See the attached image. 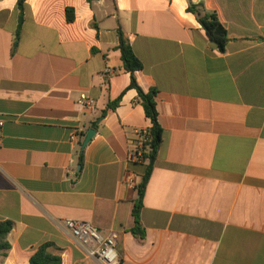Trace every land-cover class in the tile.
Segmentation results:
<instances>
[{"label": "crops", "instance_id": "crops-1", "mask_svg": "<svg viewBox=\"0 0 264 264\" xmlns=\"http://www.w3.org/2000/svg\"><path fill=\"white\" fill-rule=\"evenodd\" d=\"M189 2L216 13L224 52ZM19 16L0 0V222L13 223L0 264H30L45 243L62 264H102L64 220L117 232L121 264H264V0H26ZM118 28L162 128L143 237L132 211L151 123Z\"/></svg>", "mask_w": 264, "mask_h": 264}, {"label": "trees", "instance_id": "trees-1", "mask_svg": "<svg viewBox=\"0 0 264 264\" xmlns=\"http://www.w3.org/2000/svg\"><path fill=\"white\" fill-rule=\"evenodd\" d=\"M26 0H18V7L20 10L19 21L22 22L23 5ZM187 11L194 14L202 28L205 30L209 39L214 42L221 52L225 51L226 44L228 42L227 31L220 23L216 13L210 12L205 9L202 4H193L189 2ZM68 22L74 21L73 10L68 8L66 10ZM118 46L117 49L121 53V61L123 69L131 74L130 87L135 89L138 93V98L143 104L146 116L149 118L151 126L145 134V141L143 143V159L146 163V171L142 176L140 183L137 185V192L139 199L136 201L133 207V218L135 226L132 232L135 235L143 237L142 225L140 221V211L142 209V199L147 187V184L152 175L157 153L162 142V128L158 122V113L156 109V90L150 89L144 91L137 83L134 73L143 69L142 62L135 55L128 38L125 36L121 28H118ZM117 106V101L110 104L108 108L103 111V114H107L108 111L113 110ZM13 223L11 221L0 222V262L7 256L8 251L11 248L10 243L7 240L8 235L12 231ZM54 247L52 243H45L41 245L35 254L30 258V264H62V258L60 255L51 251Z\"/></svg>", "mask_w": 264, "mask_h": 264}, {"label": "built area", "instance_id": "built-area-1", "mask_svg": "<svg viewBox=\"0 0 264 264\" xmlns=\"http://www.w3.org/2000/svg\"><path fill=\"white\" fill-rule=\"evenodd\" d=\"M106 74H109V72L106 71ZM94 103L90 96L84 93L81 94L79 104L85 109H93ZM143 153L144 150L141 149L137 159L144 162ZM61 225L88 258L96 259L102 264H121V259L116 249L117 232L111 231L109 234L103 235L89 223L75 220L61 221Z\"/></svg>", "mask_w": 264, "mask_h": 264}, {"label": "water", "instance_id": "water-1", "mask_svg": "<svg viewBox=\"0 0 264 264\" xmlns=\"http://www.w3.org/2000/svg\"><path fill=\"white\" fill-rule=\"evenodd\" d=\"M96 131L95 130H89L88 134L83 142V147H85L89 141L92 139V137L95 135Z\"/></svg>", "mask_w": 264, "mask_h": 264}]
</instances>
